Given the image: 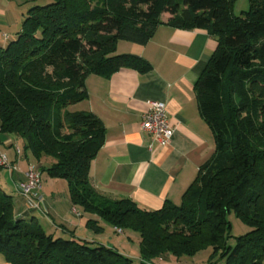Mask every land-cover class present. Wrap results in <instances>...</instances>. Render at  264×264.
Here are the masks:
<instances>
[{
  "label": "trees",
  "instance_id": "16d2710c",
  "mask_svg": "<svg viewBox=\"0 0 264 264\" xmlns=\"http://www.w3.org/2000/svg\"><path fill=\"white\" fill-rule=\"evenodd\" d=\"M26 1L33 5L20 31L0 47V133L18 137L15 156L29 154L41 177L65 180L71 202L89 215L87 228L104 231L100 220L137 233L139 264H161L164 257L188 264L207 249L208 264L215 257L223 264H264V99L254 95L264 88V0H249L238 15L237 0ZM161 24L203 29L216 40L194 85L215 151L179 203L166 200L148 210L94 187L90 165L103 126L94 113L69 107L87 98L90 74L148 70L142 57L116 53L117 44H145ZM26 201L30 211L47 215ZM230 213L249 231L232 236ZM29 219L15 215L13 196L0 185V253L11 264H134L113 245Z\"/></svg>",
  "mask_w": 264,
  "mask_h": 264
},
{
  "label": "crops",
  "instance_id": "0c3cea01",
  "mask_svg": "<svg viewBox=\"0 0 264 264\" xmlns=\"http://www.w3.org/2000/svg\"><path fill=\"white\" fill-rule=\"evenodd\" d=\"M2 15H7L4 10ZM4 34L11 37L0 32V47L5 46ZM216 45V40L203 29L161 24L145 44L128 41L117 44V50L121 46L117 53L142 57L150 65L148 70L123 67L108 77L97 74L86 77L87 98L80 109L94 113L103 126L102 144L90 165L92 183L98 191L111 198H130L148 210L159 209L166 200L180 202L200 165L215 151L214 136L200 114L194 85ZM148 101L165 103L173 129L166 146H157L150 134L140 128ZM13 140L19 141L16 136L0 133V150L19 167L10 174L11 181L7 179L4 184L11 189L15 215L25 220L36 216L47 229L55 227L57 233H63L57 225H64L77 237L85 238L79 230H90L86 226L89 215L71 202L65 180L59 183L47 176L52 187L47 186L46 190L42 186L46 216L28 209L17 185L25 180L23 171L33 157L15 156L10 147L17 143ZM57 184L63 188H56ZM160 263L173 264L174 260L164 257Z\"/></svg>",
  "mask_w": 264,
  "mask_h": 264
},
{
  "label": "rangeland",
  "instance_id": "374dc122",
  "mask_svg": "<svg viewBox=\"0 0 264 264\" xmlns=\"http://www.w3.org/2000/svg\"><path fill=\"white\" fill-rule=\"evenodd\" d=\"M42 2V1H41ZM43 3V2H42ZM33 4L32 2L25 1V0H0V21L6 22V23H0V32H5L8 35L14 36L18 31H20L21 24L23 21L24 16L27 13V10L29 7H31ZM249 7V0H237L234 5V13L239 14L241 11L247 10ZM2 10L6 12L7 15H2ZM168 17L167 13H162L160 15V20L165 21ZM8 20V24H7ZM119 43V42H118ZM121 50V46H118V50L116 49V53ZM254 95L257 99L261 98L264 99V88L259 87L254 91ZM80 106H82V101L77 102L69 107L71 111H77L81 110ZM14 142L16 140H13ZM17 144V143H16ZM13 144L10 147L15 151V145ZM0 152H2L0 150ZM33 163V162H31ZM35 164V163H33ZM9 179L11 181L10 174L7 169L0 167V184L1 186H5V182ZM46 179V180H45ZM42 180V186L46 188L47 186L52 187V183L48 180L47 175L43 174L41 177ZM59 183H62V179H58ZM47 183V184H46ZM56 184L53 185V188H55ZM6 190L10 191L11 189L9 187H4ZM58 189H62L63 186L61 184H57ZM79 208V206L77 205ZM229 220L232 224V230L231 234L232 236H239L247 231H249V227L246 226L240 218H238L234 213H230L228 215ZM30 220V219H29ZM102 226L104 227V231L102 232H95L94 230H88L86 228H82L79 230V232H82L85 236V238H90L92 240H99L98 242L103 244H113L115 247L119 248V250H122L126 254H129L133 260L134 264L138 263V256H139V250H140V243H139V236L137 233L131 231V230H124L123 233H116L113 229L112 225L102 223ZM232 243V241L230 242ZM209 256V251L202 250L198 252L194 257L188 260V264H208L207 259ZM212 264H223V261L219 258H214ZM0 264H11L6 259L5 255L0 253ZM152 264V263H149Z\"/></svg>",
  "mask_w": 264,
  "mask_h": 264
},
{
  "label": "built area",
  "instance_id": "2783aa9c",
  "mask_svg": "<svg viewBox=\"0 0 264 264\" xmlns=\"http://www.w3.org/2000/svg\"><path fill=\"white\" fill-rule=\"evenodd\" d=\"M4 39L7 35H3ZM141 130L151 136V140L157 146H166L170 143L173 129L168 121L165 103L161 101H148V109L141 115ZM16 154H20V148L15 145ZM0 167L8 170L9 174L18 171L19 167L11 162L4 152H0ZM25 180L18 183L19 193L31 203L35 209H40L43 202L41 175L37 166L27 163L23 171ZM118 233L121 229L115 228Z\"/></svg>",
  "mask_w": 264,
  "mask_h": 264
}]
</instances>
